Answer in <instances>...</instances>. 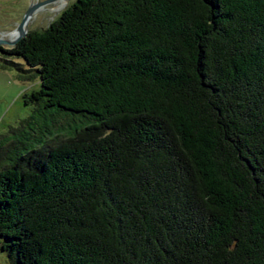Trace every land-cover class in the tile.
<instances>
[{"label": "trees", "instance_id": "1", "mask_svg": "<svg viewBox=\"0 0 264 264\" xmlns=\"http://www.w3.org/2000/svg\"><path fill=\"white\" fill-rule=\"evenodd\" d=\"M0 55L40 80L0 137L11 264H264V0H74Z\"/></svg>", "mask_w": 264, "mask_h": 264}, {"label": "rangeland", "instance_id": "2", "mask_svg": "<svg viewBox=\"0 0 264 264\" xmlns=\"http://www.w3.org/2000/svg\"><path fill=\"white\" fill-rule=\"evenodd\" d=\"M40 1L46 0H0V38L4 36L2 33L17 29L31 5ZM73 1L66 0L65 8L60 9L58 8L60 0L44 4L28 22L29 30L47 27ZM0 46L12 47L7 44H0ZM14 60L22 63L24 69H28L24 59L14 58ZM1 63H3L2 55H0V137L11 134L12 128L19 127L25 123L26 119H30V116L38 113L37 105L27 99L40 87L39 77L34 72L22 71L15 66L4 67ZM0 264H11L4 251H0Z\"/></svg>", "mask_w": 264, "mask_h": 264}, {"label": "water", "instance_id": "3", "mask_svg": "<svg viewBox=\"0 0 264 264\" xmlns=\"http://www.w3.org/2000/svg\"><path fill=\"white\" fill-rule=\"evenodd\" d=\"M55 1V0H46V1H40L38 3H33L31 7L28 9V11L23 16L22 21L19 23V26L21 28V34L17 37L15 40H5L0 38V44H7L10 46H15L23 37H25L29 31V28L27 27V24L29 20L32 18V16L36 13V11L44 4ZM26 26V28H24Z\"/></svg>", "mask_w": 264, "mask_h": 264}, {"label": "bare ground", "instance_id": "4", "mask_svg": "<svg viewBox=\"0 0 264 264\" xmlns=\"http://www.w3.org/2000/svg\"><path fill=\"white\" fill-rule=\"evenodd\" d=\"M65 3H66V0H60V3L58 5V8L60 9V8L64 7L66 5ZM31 19L29 20V22L31 21ZM28 25L29 24H27V27H28ZM25 28H26V26H25ZM2 34L4 35V36H1L2 39L9 40V41L10 40H15L21 34V28H20V26H18L17 29H15L13 31H9L7 33H2Z\"/></svg>", "mask_w": 264, "mask_h": 264}]
</instances>
